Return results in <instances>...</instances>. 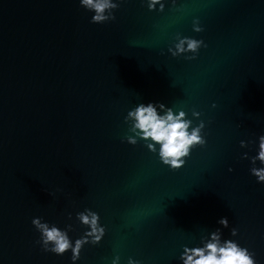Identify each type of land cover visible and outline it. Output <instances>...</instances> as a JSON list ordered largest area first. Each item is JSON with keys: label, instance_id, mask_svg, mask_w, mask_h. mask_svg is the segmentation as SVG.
<instances>
[{"label": "water", "instance_id": "95a60500", "mask_svg": "<svg viewBox=\"0 0 264 264\" xmlns=\"http://www.w3.org/2000/svg\"><path fill=\"white\" fill-rule=\"evenodd\" d=\"M113 2L114 20L90 23L79 0H0V264H72L31 219L74 240L85 209L104 233L75 264H180L216 228L264 264V183L239 144L264 132V0ZM149 101L204 121L180 168L128 142L123 117Z\"/></svg>", "mask_w": 264, "mask_h": 264}, {"label": "clouds", "instance_id": "9594fccd", "mask_svg": "<svg viewBox=\"0 0 264 264\" xmlns=\"http://www.w3.org/2000/svg\"><path fill=\"white\" fill-rule=\"evenodd\" d=\"M157 0H149L148 7L151 9ZM79 5L90 11V23H104L114 20V13L108 10L118 7L113 0H79ZM188 50L195 51L199 46V41L185 38L177 44V50H182L181 45L185 44ZM193 116L200 113L193 111ZM125 121H130V130L135 134L128 137L129 143H135V137L146 141L149 150L157 152L161 163L170 168L177 169L185 164V158L190 155V151L197 145L204 146L205 137L201 135L204 121L192 126V121L186 118L183 110L173 111L172 106H166L159 101L139 102L129 108L123 117ZM241 147H250L254 155L248 152L241 154V158H246L250 162L249 172L256 178L257 183H264V132L258 134L255 140L239 141ZM158 146V147H157ZM257 162H259L257 164ZM231 171V169H229ZM77 218L82 224L88 225L83 235L71 240L68 233L55 224H50L42 217L34 216L31 224L39 233L40 247L45 252L62 255L70 250V261L72 264L80 258V250L85 243H99L103 236L104 229L99 225V216L90 209L78 212ZM217 223L223 227H228L226 217H220ZM237 229H230L229 235L235 237ZM221 229L216 228L208 231L205 236H201L199 241L192 246L183 244L182 251L179 252L180 264H257L254 253L247 247L241 246L235 239L224 238L221 240ZM92 239L89 241L88 237ZM113 264H116L115 259ZM128 264H140L132 257L128 258Z\"/></svg>", "mask_w": 264, "mask_h": 264}]
</instances>
